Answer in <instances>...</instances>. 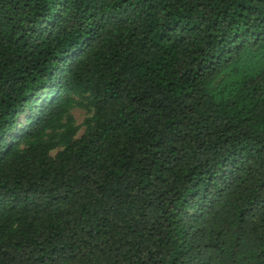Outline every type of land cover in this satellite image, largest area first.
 <instances>
[{
    "label": "trees",
    "instance_id": "16d2710c",
    "mask_svg": "<svg viewBox=\"0 0 264 264\" xmlns=\"http://www.w3.org/2000/svg\"><path fill=\"white\" fill-rule=\"evenodd\" d=\"M0 264H264V0H0Z\"/></svg>",
    "mask_w": 264,
    "mask_h": 264
},
{
    "label": "rangeland",
    "instance_id": "374dc122",
    "mask_svg": "<svg viewBox=\"0 0 264 264\" xmlns=\"http://www.w3.org/2000/svg\"><path fill=\"white\" fill-rule=\"evenodd\" d=\"M71 113L75 119V124L81 126V130L78 133V136H81L85 131V127L83 126V124L85 120L90 116V112L86 108L75 106L71 110ZM28 117H29V112H27L25 115L22 116V118L20 119L19 129L24 128V126L28 123ZM57 151L58 150L54 151L52 155L54 156L57 153Z\"/></svg>",
    "mask_w": 264,
    "mask_h": 264
}]
</instances>
